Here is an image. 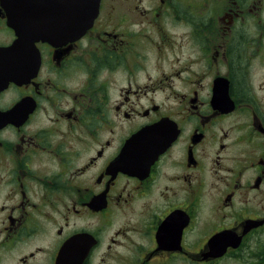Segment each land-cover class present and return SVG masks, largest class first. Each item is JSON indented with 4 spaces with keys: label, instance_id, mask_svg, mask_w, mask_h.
Masks as SVG:
<instances>
[{
    "label": "flooded vegetation",
    "instance_id": "flooded-vegetation-1",
    "mask_svg": "<svg viewBox=\"0 0 264 264\" xmlns=\"http://www.w3.org/2000/svg\"><path fill=\"white\" fill-rule=\"evenodd\" d=\"M18 10L0 264H264V0H101L77 39L6 54Z\"/></svg>",
    "mask_w": 264,
    "mask_h": 264
},
{
    "label": "water",
    "instance_id": "water-1",
    "mask_svg": "<svg viewBox=\"0 0 264 264\" xmlns=\"http://www.w3.org/2000/svg\"><path fill=\"white\" fill-rule=\"evenodd\" d=\"M10 1L19 7L18 11L9 13V26L16 31L18 39L6 54L17 52L19 49H24L27 54V49L34 47L39 41L77 39L92 27L98 17L101 3V0ZM137 137L130 139L123 150L138 149L136 145L140 146V143ZM134 140L135 145L132 143Z\"/></svg>",
    "mask_w": 264,
    "mask_h": 264
},
{
    "label": "rangeland",
    "instance_id": "rangeland-1",
    "mask_svg": "<svg viewBox=\"0 0 264 264\" xmlns=\"http://www.w3.org/2000/svg\"><path fill=\"white\" fill-rule=\"evenodd\" d=\"M161 65V64H160ZM167 65V63H164V64H162L161 65V67L163 68V66H166ZM148 70L151 72L152 70H153V65L152 64H150L149 66H148ZM103 77H104V81H105V83L106 82H111V83H113V87H121V86H125L126 84H127V80L126 79H124L121 75H119L116 79H115V77H113V76H110V75H103ZM139 83H141V82H139ZM143 84V83H142ZM156 92H154V94H155ZM161 98V96L160 95H158V97H157V99H160Z\"/></svg>",
    "mask_w": 264,
    "mask_h": 264
}]
</instances>
